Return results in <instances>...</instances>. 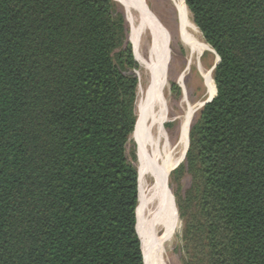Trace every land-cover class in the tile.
<instances>
[{
  "label": "trees",
  "instance_id": "1",
  "mask_svg": "<svg viewBox=\"0 0 264 264\" xmlns=\"http://www.w3.org/2000/svg\"><path fill=\"white\" fill-rule=\"evenodd\" d=\"M183 1L219 58L173 173L183 263L264 264V0ZM128 30L115 0H0V264H145Z\"/></svg>",
  "mask_w": 264,
  "mask_h": 264
},
{
  "label": "bare ground",
  "instance_id": "2",
  "mask_svg": "<svg viewBox=\"0 0 264 264\" xmlns=\"http://www.w3.org/2000/svg\"><path fill=\"white\" fill-rule=\"evenodd\" d=\"M121 1L130 31L129 41L133 46L135 59L140 62L148 77L155 75L154 80L149 77L146 105L141 108V102L139 103L141 118L140 123H138L137 134L144 160L140 175L141 180L147 176L151 181L145 188L140 186L137 218L144 263L164 264L162 248L160 249V261L153 253L150 228L154 233L166 228L171 209V195L168 189L169 175L178 162L185 157L189 128L195 113L201 109L203 101L192 105L183 98L182 115L170 121L167 101L163 99L165 60L167 54L170 53L166 29L151 11L146 0ZM173 1L179 11L180 34L190 45V59L186 70L188 71L194 66L196 71H199L207 84L206 97L207 99L211 98L215 93L212 72L211 69L205 70L202 67L200 57L201 51L212 53L213 51L201 41L199 30L190 20L188 9L183 0ZM153 48L157 52L156 58L153 54ZM140 50L145 51L154 62L155 67L153 69L148 67L147 59ZM183 76L179 79L180 83H182ZM174 120L179 121V137L177 143L171 146L168 142L164 123Z\"/></svg>",
  "mask_w": 264,
  "mask_h": 264
},
{
  "label": "rangeland",
  "instance_id": "3",
  "mask_svg": "<svg viewBox=\"0 0 264 264\" xmlns=\"http://www.w3.org/2000/svg\"><path fill=\"white\" fill-rule=\"evenodd\" d=\"M122 8V1L115 0ZM151 11L156 15L159 21L163 24L166 29L170 53L167 54L165 60V84L163 88V99L167 101L168 106V117L170 121L172 119H176L178 116L182 115V101L183 98L186 102L190 104H196L199 101H205L207 84L199 74V71L192 66L188 71L187 64L190 59V45L189 43L182 37L180 34V19H179V11L173 0H146ZM123 10V9H122ZM124 12V11H123ZM189 12V11H188ZM125 15V13H124ZM189 18L191 19V15L189 13ZM126 19V17H125ZM127 21V20H126ZM130 31L128 30V34ZM200 39L204 42L201 33L199 32ZM127 41H129V35L127 37ZM205 43V42H204ZM184 44V45H183ZM206 44V43H205ZM131 45V43H130ZM132 53L134 60L136 61L139 68L135 71V75L138 79L137 86V98H136V107L135 113L137 116V127L138 123H140L141 118V108L146 105L148 99V85H149V77L153 80L155 75H149L141 66L140 62L135 59L133 46ZM186 48V49H185ZM211 49V48H210ZM142 55L147 59L146 64L149 68L153 69L155 67L154 62H152L151 58L147 56V53L143 50H140ZM153 54L155 58L157 57V52L153 48ZM215 54L208 51H201L200 63L205 70H210L215 62ZM185 73V74H184ZM182 83H180L179 79L182 77ZM176 86L179 90L178 93L172 90L173 86ZM138 99V100H137ZM140 100V101H139ZM141 102V103H140ZM139 103L141 104V108L139 107ZM200 111V109L195 113ZM193 117V118H194ZM165 122L164 126L166 127V133L168 142L171 146H174L179 137V121L174 120L172 122ZM166 125H170L167 127ZM168 128V129H167ZM130 147L135 148L136 158L137 152L139 151V155L141 157L142 163L139 166L138 161H136L135 165L139 172V190L140 186L145 188L150 184V178L147 176L141 180L140 170L144 164L142 151L139 144L138 134L136 131L135 137L132 135L130 140ZM185 158V157H183ZM184 159L178 162V164L174 167L175 169L183 162ZM174 169V170H175ZM174 170L171 171L168 179V189L171 195V209L168 223L166 225L165 230L156 231L155 233L150 228V233L152 236L151 244L153 253L160 261V249L162 248V258L164 260V264H184L183 263V252L181 249V229L182 223L178 216L177 211V197L178 195H182L184 191L189 186V177L182 176L179 178V175H173ZM175 212L177 215V221H175ZM140 223V222H139ZM175 223V226H174ZM140 233V232H139Z\"/></svg>",
  "mask_w": 264,
  "mask_h": 264
},
{
  "label": "water",
  "instance_id": "4",
  "mask_svg": "<svg viewBox=\"0 0 264 264\" xmlns=\"http://www.w3.org/2000/svg\"><path fill=\"white\" fill-rule=\"evenodd\" d=\"M183 2H184V1H183ZM213 53H214V52H213ZM215 57H216V59H215V62H214V64H213L212 68H211V72H213V70H214L216 64L219 62V58H218L216 55H215ZM214 88H215V85H214ZM215 94H216V89H215L214 96H215ZM214 96H213V97H214ZM213 97L206 99V100L202 103L201 108H202L204 105H206L207 103H209V102L213 99ZM187 148H188V144H187ZM187 148H186V151H187ZM185 154H186V152H185ZM143 259H144V257H143Z\"/></svg>",
  "mask_w": 264,
  "mask_h": 264
}]
</instances>
